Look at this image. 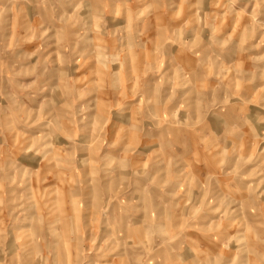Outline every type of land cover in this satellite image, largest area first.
<instances>
[{"label":"clouds","instance_id":"1","mask_svg":"<svg viewBox=\"0 0 264 264\" xmlns=\"http://www.w3.org/2000/svg\"><path fill=\"white\" fill-rule=\"evenodd\" d=\"M0 264H264V0H0Z\"/></svg>","mask_w":264,"mask_h":264}]
</instances>
